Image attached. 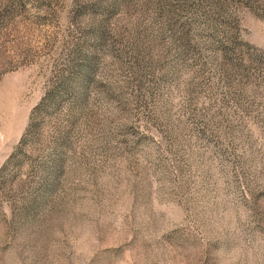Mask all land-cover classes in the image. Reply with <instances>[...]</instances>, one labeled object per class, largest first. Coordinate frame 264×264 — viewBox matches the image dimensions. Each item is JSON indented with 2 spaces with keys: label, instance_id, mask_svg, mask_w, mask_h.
<instances>
[{
  "label": "rangeland",
  "instance_id": "374dc122",
  "mask_svg": "<svg viewBox=\"0 0 264 264\" xmlns=\"http://www.w3.org/2000/svg\"><path fill=\"white\" fill-rule=\"evenodd\" d=\"M0 264H264V0H0Z\"/></svg>",
  "mask_w": 264,
  "mask_h": 264
}]
</instances>
